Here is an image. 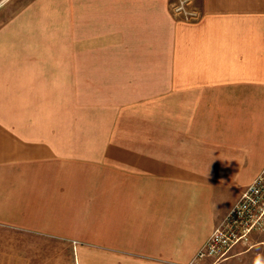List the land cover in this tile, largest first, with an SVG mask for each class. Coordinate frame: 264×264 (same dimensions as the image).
Instances as JSON below:
<instances>
[{"label": "crops", "instance_id": "obj_1", "mask_svg": "<svg viewBox=\"0 0 264 264\" xmlns=\"http://www.w3.org/2000/svg\"><path fill=\"white\" fill-rule=\"evenodd\" d=\"M198 9L0 0L12 264H187L264 168V0ZM203 264H264V232Z\"/></svg>", "mask_w": 264, "mask_h": 264}, {"label": "built area", "instance_id": "obj_2", "mask_svg": "<svg viewBox=\"0 0 264 264\" xmlns=\"http://www.w3.org/2000/svg\"><path fill=\"white\" fill-rule=\"evenodd\" d=\"M258 232H264V168L187 264H203L206 259L224 260L238 245L248 250L253 247V234Z\"/></svg>", "mask_w": 264, "mask_h": 264}, {"label": "rangeland", "instance_id": "obj_3", "mask_svg": "<svg viewBox=\"0 0 264 264\" xmlns=\"http://www.w3.org/2000/svg\"><path fill=\"white\" fill-rule=\"evenodd\" d=\"M24 0H20L23 2ZM171 7L176 16L187 20H195L200 16L198 9L199 0H170ZM9 237V236H8ZM261 239L262 237H258ZM242 246V245H241ZM0 264H12V255L10 249L0 250Z\"/></svg>", "mask_w": 264, "mask_h": 264}]
</instances>
